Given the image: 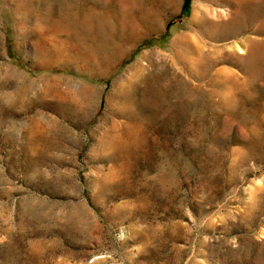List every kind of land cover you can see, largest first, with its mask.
<instances>
[{
    "label": "rangeland",
    "instance_id": "obj_1",
    "mask_svg": "<svg viewBox=\"0 0 264 264\" xmlns=\"http://www.w3.org/2000/svg\"><path fill=\"white\" fill-rule=\"evenodd\" d=\"M0 264H264V0H0Z\"/></svg>",
    "mask_w": 264,
    "mask_h": 264
},
{
    "label": "bare ground",
    "instance_id": "obj_2",
    "mask_svg": "<svg viewBox=\"0 0 264 264\" xmlns=\"http://www.w3.org/2000/svg\"><path fill=\"white\" fill-rule=\"evenodd\" d=\"M222 13V12H221Z\"/></svg>",
    "mask_w": 264,
    "mask_h": 264
}]
</instances>
